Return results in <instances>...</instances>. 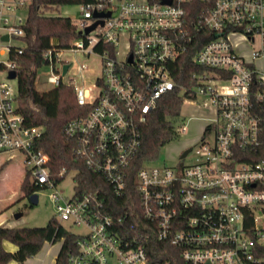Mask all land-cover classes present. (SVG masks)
Here are the masks:
<instances>
[{
  "label": "built area",
  "instance_id": "2783aa9c",
  "mask_svg": "<svg viewBox=\"0 0 264 264\" xmlns=\"http://www.w3.org/2000/svg\"><path fill=\"white\" fill-rule=\"evenodd\" d=\"M192 1L79 4L81 18H69L77 38L64 48L51 41L44 51L48 82L72 86L78 104L90 108L64 128L76 160L103 178L116 197H125L143 126L159 99L178 86L174 64L205 40L193 56L198 71L181 88L184 102L202 98L199 108L212 115L200 142L174 165L139 169L135 196L117 214L108 210L100 190L81 191L77 179L72 198L57 190L69 170L52 173L49 155L37 147L44 129L25 124L18 91L9 85L24 52V46L12 45L25 36L28 17L19 13L29 11L33 0H0V155H23L29 182L54 190L49 198L58 223L87 230L73 234L68 264H160L147 251L154 236L177 248L185 264H264V227L258 225V214L264 216V0H204V10L195 15ZM63 52L100 59L93 87L79 88L75 78L63 81L71 68L61 61ZM86 71L78 67L79 74Z\"/></svg>",
  "mask_w": 264,
  "mask_h": 264
},
{
  "label": "trees",
  "instance_id": "16d2710c",
  "mask_svg": "<svg viewBox=\"0 0 264 264\" xmlns=\"http://www.w3.org/2000/svg\"><path fill=\"white\" fill-rule=\"evenodd\" d=\"M92 1L94 0H33L25 25L24 52L17 59L16 102L18 111L24 117L28 127L44 129L43 137L37 147L49 155V167L52 173L58 174L63 167L69 171L78 170L76 179L80 190H100L108 210L118 214L131 204L130 199L135 196L138 170L147 164L157 163L161 149L178 137L176 128L183 120L181 108L187 98L181 88L190 84L191 72L198 71L193 64V56L205 40H200L196 47H192L174 64L172 75L178 86L161 97L156 110L149 114L142 129L141 147L129 170L127 195L116 197L103 178L88 171L83 162L76 160L75 145L67 141L64 135L66 124L86 116L90 108L78 104L74 88L67 84H61L48 92H39L35 87L38 71L47 63L44 51L49 43L55 41L64 48L77 38L76 27L69 18L51 15V13L61 6L79 5ZM189 8L195 15L204 10L205 2L193 0ZM21 191L25 197H29L40 189L31 184L26 175L21 184ZM262 211L264 214V207ZM247 225H253V218L247 221ZM4 241L16 245L17 251H6L3 246ZM57 242H61V248L55 264H68L70 254L75 251L76 237L59 224L57 219H51L45 227L40 228L0 226V264H8L11 261L26 264L29 259L40 253L46 243ZM147 251L153 261L160 264H185L177 248L160 242L155 236L149 241ZM262 255L264 256V250Z\"/></svg>",
  "mask_w": 264,
  "mask_h": 264
},
{
  "label": "rangeland",
  "instance_id": "374dc122",
  "mask_svg": "<svg viewBox=\"0 0 264 264\" xmlns=\"http://www.w3.org/2000/svg\"><path fill=\"white\" fill-rule=\"evenodd\" d=\"M28 13V9H23L20 11L19 16L23 19H27ZM51 15L79 20L82 16V11L78 4H70L59 7L52 12ZM12 45L23 47L25 43L22 39H16L12 41ZM61 61L71 65L63 81L65 83H70L73 78H75L74 85L79 88L88 89L93 87L96 79L101 75V62L97 56H86L83 53L75 52H63L61 54ZM81 65L87 67V71L83 74H79L78 72V67ZM50 75L49 67L44 66L39 70L35 83L37 91L48 92L55 88L54 85L48 82ZM82 75H84V78H82ZM9 85L13 88V91L17 93L18 79H13L9 82ZM94 91L96 93L97 89L94 88ZM201 104H203L202 98L182 104L181 115L183 120L178 124L180 133H178V137L174 141L161 149L158 160L159 164H166L168 166L174 165L185 150L200 142L203 132L208 125L207 122L212 118L211 113L207 110L200 109L202 108ZM183 127H186L185 133L181 131ZM26 175L27 170L25 169L23 155L17 152L3 153L0 155V212L5 213L8 222L14 225V228L45 227L51 219L58 218L55 207L49 198V195L54 190L43 189L38 191L39 202L37 205H31L28 197H25L24 193L21 191V184L25 180ZM76 175L77 172L75 170L69 171L64 180H62L57 187V190L68 199L72 198L74 195ZM20 213H22V216L16 218L15 216ZM258 216L260 219L258 225L264 227V216L261 214H258ZM61 225L74 235H85L87 233L84 227L76 226L69 222H62ZM52 247L58 253L61 242L53 244ZM41 256H44L43 253L33 257L32 263L42 264L43 257ZM54 263L55 258L51 256V261L46 264Z\"/></svg>",
  "mask_w": 264,
  "mask_h": 264
},
{
  "label": "crops",
  "instance_id": "0c3cea01",
  "mask_svg": "<svg viewBox=\"0 0 264 264\" xmlns=\"http://www.w3.org/2000/svg\"><path fill=\"white\" fill-rule=\"evenodd\" d=\"M0 226H3V227H9V228H14V227H15L14 225H11L10 222H8V218H7V216L5 215V213H3V212H0ZM9 243H10V242H8V241H4V243H3L4 249H5L6 251H9V252H15V251H17L18 247H17L16 245L10 243V244L13 245V246H12V245H10ZM52 245H53V244H51V243H46V244L44 245V247L42 248V250L40 251V253H43V255H44V256H41V257H43V259H42V264H46L47 262L51 261V256H54V258H55V262H56V258H57V255H58L59 251H58V253H57V251L54 250V248L52 247ZM60 248H61V247H60ZM59 250H60V249H59ZM40 253H39V254H40ZM39 254H37L36 256H38ZM56 254H57V255H56ZM33 259H34V258L29 259V260L26 262V264H33V263H32V262H33ZM8 264H18V263L15 262V261H11V262L8 263ZM54 264H55V263H54Z\"/></svg>",
  "mask_w": 264,
  "mask_h": 264
},
{
  "label": "water",
  "instance_id": "95a60500",
  "mask_svg": "<svg viewBox=\"0 0 264 264\" xmlns=\"http://www.w3.org/2000/svg\"><path fill=\"white\" fill-rule=\"evenodd\" d=\"M109 16H110V14L108 13V14H98L96 17H109ZM98 24H102V25H103V22H102V21H101V22H96L93 26H91V27H89V28L87 29L86 33H89V32H91V31H93V30L97 27ZM5 39H8V37L6 36ZM68 67H69V65H64V67H63V73H64V74H65L66 71L68 70ZM9 78H10V79H16V78H17V74H16V72H15V71H12V72L10 73V75H9ZM190 151H191L190 148L187 149V150H185V151L182 153V155L180 156V158H181V159L185 158V157L187 156V154H188ZM28 199H29L31 205H33V206H34V205H37L38 202H39V195H38V193H34V194L30 195V196L28 197ZM21 216H22V213L17 214L15 217H16V218H20Z\"/></svg>",
  "mask_w": 264,
  "mask_h": 264
}]
</instances>
